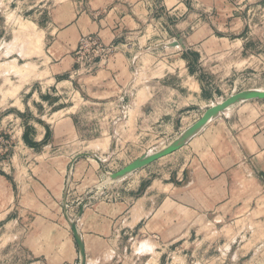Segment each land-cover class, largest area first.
Returning a JSON list of instances; mask_svg holds the SVG:
<instances>
[{
  "label": "rangeland",
  "instance_id": "374dc122",
  "mask_svg": "<svg viewBox=\"0 0 264 264\" xmlns=\"http://www.w3.org/2000/svg\"><path fill=\"white\" fill-rule=\"evenodd\" d=\"M42 4L36 0H0V211L4 213L7 203L14 202L9 214L20 221L15 233L19 227L21 234L29 235L31 224L42 217L59 223L75 239L70 222L77 218L79 223L91 200L117 201V184L126 176L136 174L137 180L163 177L180 168L185 157H162L119 179H112L111 174L167 146L210 106L241 91L254 77L244 70L232 75L233 80H217V36L229 34L226 29L237 18L242 28L239 35L252 34L259 39L264 33V0H181L169 9L155 8L151 26L148 23L141 29L142 36L151 28L147 41L122 35L124 48H133L129 52L132 74L141 80L138 85L153 86L155 106L137 122L126 123L132 98L129 91L121 98L120 112L107 117L104 109L96 106L83 113L77 124L79 137L67 142H57L46 121L67 115L69 106L82 100L85 94L77 85L85 75L107 66L120 44H108L98 33L82 35L74 51L75 67L61 78L49 80L50 64L44 59L39 31L48 23L51 7ZM174 42L178 44L172 46ZM61 79L70 82L60 85ZM37 123L47 126L40 140L36 139ZM33 201L43 208L30 207ZM6 220L0 222V264L6 263L2 242ZM190 230L185 237L179 234L170 240L159 234L154 263L264 264V227L248 226L243 233H248V239L218 249L217 225H193ZM19 240L21 236L15 243ZM75 242L79 254L76 264H80V248ZM153 244L149 248L148 243L126 235L117 240L114 250L120 260L146 264ZM16 251L10 261L20 264L21 249ZM139 251L141 257H137ZM34 261L26 259L25 263Z\"/></svg>",
  "mask_w": 264,
  "mask_h": 264
},
{
  "label": "crops",
  "instance_id": "0c3cea01",
  "mask_svg": "<svg viewBox=\"0 0 264 264\" xmlns=\"http://www.w3.org/2000/svg\"><path fill=\"white\" fill-rule=\"evenodd\" d=\"M180 1L36 0L43 3L41 6L51 7V17L40 28L38 38L45 46L44 59L50 64L49 80L61 78L75 67L74 51L82 35L98 33L108 44H120L119 51L107 66L96 74L85 75L77 85L85 94L82 100L70 105L67 115L46 121L57 142L73 140L74 136L78 138L77 124L81 122V115L96 106H101L99 109H104L107 117L120 112L121 98L129 91L132 98L126 123L137 122L142 114L151 112L150 107L156 104L153 86L138 85L141 80L132 74V58L129 57L133 48H124L126 41L122 35L132 34L136 41H147L151 28L142 36L141 29L151 21L153 10L172 8ZM226 30L230 33L217 36V80H233L232 75L248 70L254 77L239 90L264 89V33L259 39L252 38V34L239 35L242 28L237 18ZM69 82L61 79L60 85ZM35 125L38 129L36 139L40 140L47 126ZM172 154L184 155L180 168L166 172L163 177L150 176L141 180L132 173L117 184V201L91 200L92 204L86 206L78 223L87 253L86 264H130L118 259V252L114 250L117 240L126 238V235H131L139 243H148L149 248L154 242V250H149L146 264H157L154 260L158 255L159 234L170 240L179 234L185 237L193 225H217L218 249L248 239V233L243 234L248 226L264 227V99L231 106L184 147L164 157ZM13 205L11 200L5 212L0 211V222L7 219L2 240L7 252L5 264H14L10 259H14L18 248L21 249L18 253L20 264L33 258L36 260L33 264H76L78 249L66 228L37 217L31 224L29 235L21 234L19 227L15 233L20 221L9 214ZM30 207L43 208L36 201ZM20 236L21 240L15 243ZM245 245L242 244L241 248ZM140 251L137 257H141Z\"/></svg>",
  "mask_w": 264,
  "mask_h": 264
},
{
  "label": "water",
  "instance_id": "95a60500",
  "mask_svg": "<svg viewBox=\"0 0 264 264\" xmlns=\"http://www.w3.org/2000/svg\"><path fill=\"white\" fill-rule=\"evenodd\" d=\"M177 44H178L177 42H174V44L172 45H177ZM251 99H264V89H256V88L244 89L234 94H231L226 99L219 101L216 104H213L202 114V116L196 122H194L191 126L185 129L182 132V134L173 142H170L167 146H165L160 150L144 154L141 157L135 159L121 170L111 174V178L119 179L121 177H124L127 174L132 173L133 171H136L139 168L145 167L153 163L154 161H157L158 159L179 150L184 145H186L191 138H193L197 133H199L210 121L217 118L221 113L226 112L233 105ZM83 211H84V207L81 208L79 216L83 213ZM70 223L73 234L80 248V254H81L80 264H86L87 254L85 249V243L77 224V218L71 220Z\"/></svg>",
  "mask_w": 264,
  "mask_h": 264
},
{
  "label": "bare ground",
  "instance_id": "6f19581e",
  "mask_svg": "<svg viewBox=\"0 0 264 264\" xmlns=\"http://www.w3.org/2000/svg\"><path fill=\"white\" fill-rule=\"evenodd\" d=\"M173 44H174V43H173ZM172 46H173V45H172ZM173 141H174V140H173ZM173 141H172V142H173Z\"/></svg>",
  "mask_w": 264,
  "mask_h": 264
}]
</instances>
